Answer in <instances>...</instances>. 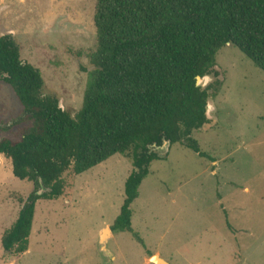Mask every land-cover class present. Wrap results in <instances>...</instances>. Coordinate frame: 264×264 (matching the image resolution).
Wrapping results in <instances>:
<instances>
[{"label":"rangeland","instance_id":"obj_1","mask_svg":"<svg viewBox=\"0 0 264 264\" xmlns=\"http://www.w3.org/2000/svg\"><path fill=\"white\" fill-rule=\"evenodd\" d=\"M97 0H0V37L12 35L22 60L38 68L46 96L73 117L82 109L93 71ZM221 81L208 105L210 124L193 135L201 154L181 145L160 152L132 205L131 233H115L100 252L125 200L134 167L117 154L80 175H66V194L37 202L30 250L8 256L2 237L19 217L35 185L13 175L0 156V264H264V72L238 48L217 55ZM214 90H210L213 94ZM24 109L0 80V141L20 139ZM207 155V156H205ZM211 159L215 161L212 162Z\"/></svg>","mask_w":264,"mask_h":264},{"label":"trees","instance_id":"obj_2","mask_svg":"<svg viewBox=\"0 0 264 264\" xmlns=\"http://www.w3.org/2000/svg\"><path fill=\"white\" fill-rule=\"evenodd\" d=\"M94 25L93 71L75 117L44 94L41 71L22 60L13 36L0 37V80L24 109L20 139H2L0 156L36 188L2 237L12 258L30 250L38 201L59 200L68 173L80 176L117 154L134 170L111 230L143 244L132 205L151 164L164 160L153 146L169 141L203 155L193 135L210 124L209 101L222 83L202 88L198 80L219 78L217 55L228 45L264 72V0H97Z\"/></svg>","mask_w":264,"mask_h":264},{"label":"water","instance_id":"obj_3","mask_svg":"<svg viewBox=\"0 0 264 264\" xmlns=\"http://www.w3.org/2000/svg\"><path fill=\"white\" fill-rule=\"evenodd\" d=\"M170 147H171V142L169 141L165 142L163 146H157V145L153 146L154 151L157 152L158 154L160 152L168 153ZM39 194L42 195L43 191H41ZM111 234H112L111 229H105L103 230L100 236V240H99L100 252L103 254L105 258H113V253L108 248L109 237ZM151 262L152 264H169L167 261H165L163 258H161L158 255L152 257Z\"/></svg>","mask_w":264,"mask_h":264}]
</instances>
